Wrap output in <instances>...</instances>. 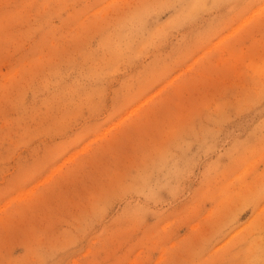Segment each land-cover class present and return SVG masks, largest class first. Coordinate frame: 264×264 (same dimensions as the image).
Masks as SVG:
<instances>
[{"label":"rangeland","instance_id":"rangeland-1","mask_svg":"<svg viewBox=\"0 0 264 264\" xmlns=\"http://www.w3.org/2000/svg\"><path fill=\"white\" fill-rule=\"evenodd\" d=\"M0 264H264V0H0Z\"/></svg>","mask_w":264,"mask_h":264}]
</instances>
